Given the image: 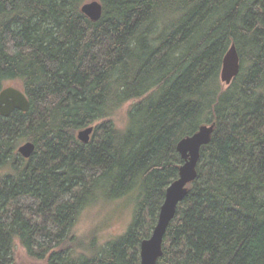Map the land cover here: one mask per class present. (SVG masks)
<instances>
[{"label": "trees", "instance_id": "1", "mask_svg": "<svg viewBox=\"0 0 264 264\" xmlns=\"http://www.w3.org/2000/svg\"><path fill=\"white\" fill-rule=\"evenodd\" d=\"M89 1L0 0V90L17 82L30 105L0 116V264L16 245L33 262L139 264L178 141L212 123L156 264H264V0H98L96 22ZM124 206L121 234H76L84 211Z\"/></svg>", "mask_w": 264, "mask_h": 264}, {"label": "water", "instance_id": "2", "mask_svg": "<svg viewBox=\"0 0 264 264\" xmlns=\"http://www.w3.org/2000/svg\"><path fill=\"white\" fill-rule=\"evenodd\" d=\"M81 12L92 22L100 20L102 5L98 0H92L81 6ZM240 70V60L235 45L232 43L222 59L220 81L224 86H229ZM29 101L20 88L13 85L0 90V116L8 117L14 111L26 113L29 110ZM215 129V124H203L190 136L178 141L176 151L182 164L178 168L177 178L166 188L164 200L159 208L156 224L151 235L140 243L139 264H156L162 256L163 240L166 230L174 219L178 205L186 197L190 185L197 177V164L200 150L210 143ZM94 131L93 126H88L77 132L76 138L81 143H88ZM35 146L31 142L21 144L17 152L24 159H29L34 153Z\"/></svg>", "mask_w": 264, "mask_h": 264}, {"label": "rangeland", "instance_id": "3", "mask_svg": "<svg viewBox=\"0 0 264 264\" xmlns=\"http://www.w3.org/2000/svg\"><path fill=\"white\" fill-rule=\"evenodd\" d=\"M11 85L20 88L17 82ZM130 103L125 104L111 120L118 128H124L127 124L126 111ZM96 125V124H94ZM124 209V210H123ZM130 210L125 206L122 208H91L83 212L77 225L76 234L84 236L90 230L99 231L98 236L101 241H107L109 238L121 234L130 220ZM15 259L18 264H46L45 262H33L27 258L25 251L19 245L15 247Z\"/></svg>", "mask_w": 264, "mask_h": 264}]
</instances>
